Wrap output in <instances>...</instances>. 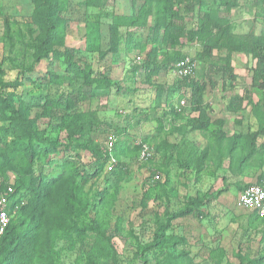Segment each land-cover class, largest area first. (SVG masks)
<instances>
[{
  "label": "rangeland",
  "instance_id": "1",
  "mask_svg": "<svg viewBox=\"0 0 264 264\" xmlns=\"http://www.w3.org/2000/svg\"><path fill=\"white\" fill-rule=\"evenodd\" d=\"M222 1L176 0L173 8L187 30H199L210 4ZM231 1L221 6L230 36L205 57L209 36H183L167 49L151 17L116 29L119 15L146 19L144 0H58L54 14L48 0H0V100L70 143L38 160L0 149V183L23 188L7 235L15 264H241L240 254L264 264V219L237 204L239 187L264 177V134L254 137L264 126V90L252 86L256 60L241 50L248 36H264V6ZM43 47L72 56L88 81L60 54L37 61ZM175 51L196 60L192 79L207 83V129L193 127L191 89L177 90V63L168 64ZM109 133L118 137L112 155ZM191 196L205 203L176 217ZM157 232L166 239L153 247ZM7 252L0 246V264Z\"/></svg>",
  "mask_w": 264,
  "mask_h": 264
},
{
  "label": "trees",
  "instance_id": "2",
  "mask_svg": "<svg viewBox=\"0 0 264 264\" xmlns=\"http://www.w3.org/2000/svg\"><path fill=\"white\" fill-rule=\"evenodd\" d=\"M146 3H149L150 9L146 14V19L144 21H140L138 17L134 16H123L119 15L116 18V29L123 24L127 26H138L148 25L150 17L154 21V32L156 35V39H160V45L166 47L167 49L176 48L181 42V37L185 36L191 41H195L199 38V36H209L208 41L205 44L204 56L212 53L213 49L218 46L219 41L227 40L230 36V26H225L227 21L224 20L225 17L222 15L221 6H225L227 8H232L236 6V2L231 0H223L220 2L219 8L216 7L214 3L210 4L209 12L204 15V24L199 30H187L185 28V24L178 21L180 19L179 11L173 8L176 0H144ZM264 6V0H260ZM215 2V0H214ZM49 9L51 13H56L59 8L58 0H48ZM225 24V25H224ZM163 34V40L159 38L160 34ZM118 44V41L115 42ZM247 51L248 54L252 55L256 60L255 71L253 75V83L252 86L255 88H259L264 90V36H248L246 40L241 42V50ZM243 50V51H244ZM175 56L168 62V64H176L178 60L186 57L183 53L175 51ZM60 54L64 58V63L67 65L69 70H74L83 75V77L88 81V74L85 72L84 68L78 64L72 56L68 53H63L57 50H50L46 47H43L39 53L37 61L42 58L50 57V55ZM228 58V57H227ZM227 58H224L223 65L228 67ZM172 64V65H174ZM36 68V63L33 64L29 68V71H34ZM194 76H187L183 78H179L177 81L178 88L177 90L189 88L192 92V102L195 105V110L199 112V116H196L192 119V124L195 129H207L211 120L206 115V112L203 107V96L204 92L207 89V83L205 81H200L196 79H192ZM108 79V78H106ZM10 85L16 87L17 81L15 80ZM6 99L0 100V121H6L3 125L0 126V149L2 151H6L8 153L16 152V151H26L27 155L30 156L33 160H38L41 158H49L50 155H55L59 152L66 151L70 148L69 142H60V140L53 139L47 134L42 133L37 128L36 120L27 115L22 114L17 108L11 106ZM7 111H10L11 114L7 115ZM86 124L75 125V128L69 134L72 138L74 134L82 133L83 128ZM259 134H264V126L260 128L258 134L255 133L254 137H257ZM6 148V149H4ZM41 157V158H40ZM264 178V177H262ZM260 178V179H262ZM5 179V176H4ZM3 179V180H4ZM39 181L45 182V177L43 174L38 176ZM51 180L49 183L53 184L56 182V179ZM259 179V180H260ZM9 181V180H7ZM3 181L0 183V190L6 189V182ZM48 183V182H47ZM250 183H247L243 186L239 187V190L244 188ZM15 192L11 197L12 204H10V213H13V209L15 205H19L22 201V197H20V192L23 188L18 185V183H13ZM25 194V193H24ZM205 200H200L196 196H191L188 200L187 206L182 212H179L176 217L187 215L193 212L195 206L203 205ZM28 208V204H23L20 207V211L26 214V210ZM249 211V210H248ZM255 214L256 212L249 211ZM13 216H11V219ZM260 218V217H259ZM264 219V218H261ZM12 227V221H10L8 227L4 231V233L0 236V246L3 250H8L6 254H4V259H2L1 264H15L16 259V249L17 244L16 240L8 239L7 235ZM97 235L104 240H109L108 236L105 232L96 230ZM166 236L164 233L157 232L156 238L152 246L159 247L163 245L165 242ZM15 245V246H14ZM239 260L241 264H256L255 259H247L242 254L239 255Z\"/></svg>",
  "mask_w": 264,
  "mask_h": 264
},
{
  "label": "built area",
  "instance_id": "3",
  "mask_svg": "<svg viewBox=\"0 0 264 264\" xmlns=\"http://www.w3.org/2000/svg\"><path fill=\"white\" fill-rule=\"evenodd\" d=\"M197 69V61L188 56L178 60L173 73L179 78L191 76ZM182 104L185 100L181 101ZM118 142L115 133H109L106 140V149L112 155V151ZM115 161V158H112ZM15 190L12 185H8L6 189L0 190V236L8 227L11 219L10 204L11 197ZM237 204L249 211H254L260 218H264V178L251 182L238 192Z\"/></svg>",
  "mask_w": 264,
  "mask_h": 264
}]
</instances>
